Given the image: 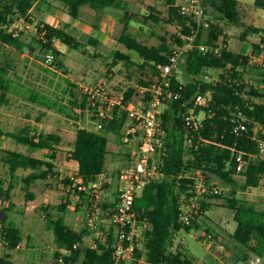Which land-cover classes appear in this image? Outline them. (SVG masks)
<instances>
[{
	"label": "trees",
	"instance_id": "obj_1",
	"mask_svg": "<svg viewBox=\"0 0 264 264\" xmlns=\"http://www.w3.org/2000/svg\"><path fill=\"white\" fill-rule=\"evenodd\" d=\"M37 1L0 0V25H8L18 17L33 21L30 9ZM55 1L71 19L79 17L83 6L100 14L107 8L122 9L125 6L123 0ZM176 1L164 0L166 10L143 1L147 11L144 18L147 21L177 27L175 31L164 30L159 34L156 44L148 45L142 42L129 30L133 12L124 10V15L119 16L123 26L116 37L117 42L128 50L135 51L150 65L157 77L159 66L167 63L172 52L184 43L182 35L195 33L193 46L181 56L178 63V67L188 79L185 82L179 81L174 71L169 77L168 86L163 87V107L159 113L163 133L156 148L159 152L160 175L147 182L135 195V219L144 224V232L141 244L135 248L133 258L128 264H140L141 257L148 264H195L179 246L172 248L173 235L182 229L189 231L198 228L199 219L202 216L207 217L206 212L213 204L208 199L213 198H222V203L233 209L235 227L229 233L233 244V248L229 249L231 264L239 260L247 262L251 253L259 257L264 256V210L236 196L234 189L245 191L260 185L264 187V100L261 99L264 98V64L254 60L264 50V36L261 35L258 40L247 39V35L252 31L264 32V26L256 27L240 21L237 0H201L205 16L203 22L181 14ZM255 4L261 7L264 0H255ZM99 20L100 16L92 23L96 31L99 29ZM221 20L242 27L239 34L242 44L239 50L228 48L225 40L227 33L220 23ZM41 23L46 28L44 40L36 34L28 36V40L22 37L23 35L14 37L8 30L1 29L0 46L23 51L31 44H36L45 53L51 51L54 58L61 54L54 46V40H59L72 49L84 46L83 40L71 29L76 27L71 26L69 22L62 25L46 21ZM219 36L223 37L221 41H218ZM86 37L88 43L99 42V39L91 34ZM111 53L113 57H127L117 49ZM208 69L217 70V73L211 76L206 72ZM14 75L15 70L10 59L0 57V107L9 103V93L20 91V94L32 103L55 108L59 112L65 110L61 100L53 99L46 92L16 83ZM152 83L142 81L145 87ZM133 91L132 87L125 91L123 103L131 98ZM199 93L210 95L207 105L194 104V98ZM173 94H177V97H173ZM150 95V91H145L144 100H148ZM71 102L76 104L74 100ZM191 109L196 117L201 111L204 113L197 128L187 122ZM128 119V113L119 104H113L108 109V116L102 119L100 129L77 128L68 153L69 158L77 162L74 177L81 183L89 184L100 174L108 176L107 133L123 136L122 129ZM240 120L245 123L246 128L236 133L233 127ZM4 134L23 145L26 152L16 149L1 150L0 167L7 169L9 178L0 180V199L10 200V192L17 180L23 182L22 187L28 198L33 197L29 187L35 181L58 178L59 182L64 184L72 182L71 177H58L50 159L30 154L38 149H54L55 143L60 141L57 133L36 132L23 126L6 132L0 129V135ZM239 153L243 159L240 169L237 167L236 158ZM19 169L27 173L18 174ZM211 174L232 188L231 195L222 197L219 192L206 193L204 197L198 198L191 222L184 223L180 214L181 204L192 195L196 178L204 180ZM104 187L108 188L109 185L104 182ZM71 189L80 193L77 186ZM116 202L117 200H104L102 205L113 207ZM10 204L12 205L11 201ZM40 207L46 212V226L54 235L53 264H70L71 261H80V264H110L116 243L114 227H111L106 240L95 238V246H88L84 244V237L90 233L89 228L77 229L67 223L65 203L57 205V214L50 211L48 206ZM7 211H10V207L0 209V241L5 242L8 249H14L24 236L21 229L8 218ZM11 257V253L7 251L0 256V264H12Z\"/></svg>",
	"mask_w": 264,
	"mask_h": 264
},
{
	"label": "rangeland",
	"instance_id": "obj_2",
	"mask_svg": "<svg viewBox=\"0 0 264 264\" xmlns=\"http://www.w3.org/2000/svg\"><path fill=\"white\" fill-rule=\"evenodd\" d=\"M46 1L52 7L45 10V5L42 2L39 3V7L36 6L33 9V22L46 21L56 25H62L64 22L70 23L71 18L64 10L61 11L63 8L58 2L55 0ZM123 1L125 6L122 9L107 8L103 14L83 6L79 18H77L80 25H77L75 29L71 27V29L83 40L84 46L72 49L59 40H54V46L61 51V54L55 57L51 64L45 61V52L40 49L39 45L31 44L23 51L0 46V57H7L13 64L15 70L13 78L16 83L19 82L26 87L46 92L53 99L61 100L65 106V110L59 112L55 108L32 103L24 98L20 91H16L9 93V103L0 107V129L3 132L27 126L33 131L55 132L59 135L60 141L55 143L54 149H48L46 152L48 157H51L55 162L54 169L58 172V177H74L76 161L69 158L68 152L72 147L77 128L100 129L98 126L101 120L99 112L101 109L103 112H108L110 99L123 97L125 91L132 87L134 91L129 100L137 103L145 98V85L142 84V81H151L152 83L157 79L150 65L144 62L135 51L128 50L123 44L117 42L116 37L123 26L119 16L124 15V10L133 12L129 30L148 45L156 44L157 36L164 30L175 31L177 29L174 25H162L144 18L147 11L143 6V1L155 4L161 10H166L164 0ZM182 1L177 0L176 3L180 5ZM237 9L240 21L256 27L264 26V5L261 7L256 5L255 0H237ZM105 14L107 15L106 19L103 17ZM99 16V27L102 26V28L99 29L100 31H96L92 27V23L96 22ZM204 18L203 15L197 21L203 22ZM220 23L227 33L225 40L228 48L239 50L242 44L239 37L242 27L226 20H221ZM204 32L206 33V30ZM263 33L252 31L247 35V39L258 40L261 35L264 36ZM87 34L93 35L99 39V42L97 44L88 43ZM28 36L32 37L33 34L25 33L22 37L28 40ZM222 39L223 37L219 36L218 41ZM115 49L123 52L127 57H113L111 52ZM175 72L179 81L185 82L188 79L179 67ZM206 72L213 76L217 70L208 69ZM95 85H102L104 94L101 98H97L96 102H92L83 88ZM19 87L21 88V86ZM261 99L264 100V98ZM73 100L76 104L71 102ZM203 116L204 113L201 111L197 118L201 119ZM132 123V120H127L122 129L123 136L107 133L109 152L106 160V174L108 176H104H106L105 182L109 187H103L104 200H116L118 170L129 164L138 151V136L132 138V135L129 134L128 137L132 140H125L128 135L127 128ZM13 148L25 150L11 137L5 134L0 135V153L2 149ZM36 154L42 156L40 151H37ZM158 158L159 152L155 150L154 159ZM198 177L201 176L198 175ZM8 178L7 169L1 166L0 180L4 181ZM204 181L217 187L222 197L232 193L230 186L225 185L212 174L208 175ZM22 183L21 180L14 183L9 200L12 205H9V201L0 199V209L10 207V211H7L8 218L21 229L24 238L14 249H8L6 243L0 241V256L8 251L12 255V264H53L54 235L52 230L46 226L44 217L46 212L40 206H48L50 211L57 214L59 211L57 205L65 203L67 223L81 229L85 227L83 221L85 202L73 189L61 188L58 178L33 182L29 187L33 194L32 198L25 195ZM234 191V194L239 198L264 210L263 186L252 187L245 191L235 188ZM221 200L222 198L208 199L213 204L206 212L207 217L202 216L199 219L198 228L195 227L189 231L182 229L173 235L172 248L179 246L195 264H226L231 260L229 249L233 248V244L229 233L232 231L235 221L233 209L224 205L225 203H222ZM203 235L206 237H199ZM95 238L90 230V233L84 237V244L91 246L95 242ZM255 257L256 255L251 253L249 260L254 262ZM247 262L239 260L232 264H247ZM70 264H80V261L74 263L71 261ZM254 264H264V256Z\"/></svg>",
	"mask_w": 264,
	"mask_h": 264
},
{
	"label": "built area",
	"instance_id": "obj_3",
	"mask_svg": "<svg viewBox=\"0 0 264 264\" xmlns=\"http://www.w3.org/2000/svg\"><path fill=\"white\" fill-rule=\"evenodd\" d=\"M179 12L183 15L191 16L196 19L204 13L201 0H183L179 5ZM8 26V27H7ZM8 30L12 36L18 37L25 33L36 34L43 40L45 39L46 28L43 23H37L27 20L25 17L14 18L8 25H0V30ZM194 34L182 35L184 43L177 47L169 57L167 63L159 66V76L150 86L144 88L150 91L151 95L148 100H139L133 103L130 100L123 103L122 98L110 99L108 107L113 104H119L122 109L128 113V118L133 123L127 128L126 141L132 140L133 136H138V151L132 161L120 169L118 173V184L116 194V204L112 206H103L102 202L104 193L105 176L100 174L93 182L89 184L81 183L78 178L71 177L72 182L64 184L59 182L61 188H73L77 186L79 197L85 202L83 221L84 226L89 228L96 238L104 241L107 239L111 227H114L116 233V243L113 251V259L110 264H128L133 258V252L141 244L143 239L144 224L135 219L133 202L135 195L151 179L160 175L158 159H154V152L157 144L160 143V136L163 133L159 120V113L162 110V96L164 86H168L169 77L178 69V63L181 56L193 46ZM54 55L51 51L45 53V61L51 64ZM255 61L264 64V50H262ZM84 92L92 102H96L104 94L102 85L84 86ZM177 97V94H173ZM210 101L209 94H197L194 98V104L207 105ZM108 108V109H109ZM101 120L98 126L101 128L102 119L108 116V112H99ZM187 122L194 128L198 127L199 119L189 110ZM246 128L245 123L240 120L233 127L234 132H239ZM138 132V135H136ZM132 135V138L128 136ZM190 141V138L188 139ZM238 168L243 164L241 154L237 155ZM207 184L202 178H196L192 195L180 206L181 219L184 223L189 224L193 218V210L198 205V198L204 197L206 193L218 192V188ZM96 242L91 244L95 246ZM260 260L259 256L255 257L254 262ZM140 264H148L143 257L139 259ZM249 260L247 264H254Z\"/></svg>",
	"mask_w": 264,
	"mask_h": 264
},
{
	"label": "crops",
	"instance_id": "obj_4",
	"mask_svg": "<svg viewBox=\"0 0 264 264\" xmlns=\"http://www.w3.org/2000/svg\"><path fill=\"white\" fill-rule=\"evenodd\" d=\"M42 1L41 0H38L37 2H35V4L33 5V7L30 9V12L34 15V13H33V9L36 7V6H38L39 7V3H41ZM42 4L43 5H45L44 7L46 8L45 10H48V9H50L51 7H52V5L48 2V1H44V2H42ZM61 11H63V9L61 10ZM105 19L107 18V15L105 14L104 16H103ZM79 18V17H78ZM70 24H71V26H74V27H77V25H80V23L77 21V19H71L70 20ZM101 25H102V22H101ZM101 28H102V26H100L99 27V29L101 30ZM98 29V30H99ZM99 30V31H100ZM90 32V31H89ZM30 128V127H29ZM31 129V128H30ZM41 131V130H40ZM39 131V132H40ZM37 132V131H36ZM43 132V131H42ZM19 144V143H18ZM21 145V144H20ZM23 146V145H22ZM56 145H54V147H55ZM24 147V146H23ZM25 148V147H24ZM13 149H16V148H13ZM16 150H19V151H22V152H26V149L25 150H21V149H16ZM47 148H43V149H38V150H36V151H33V152H30V154L31 155H33V156H36V157H41V158H47V159H50L52 162H53V164H55V162H54V160L52 159V158H50V157H48V154L46 153L47 152ZM37 151H40L41 153H42V156H39L38 154H36V152ZM76 169H77V162H76ZM55 170V169H54ZM20 172H22V173H20ZM25 173H27V171H25V170H21V169H19L18 170V174H25ZM234 227H235V225L233 226V229H234ZM232 229V230H233ZM226 264H231V261H229V262H227Z\"/></svg>",
	"mask_w": 264,
	"mask_h": 264
}]
</instances>
